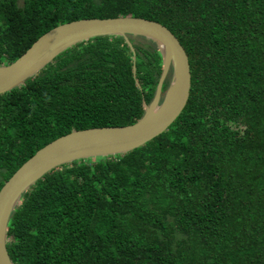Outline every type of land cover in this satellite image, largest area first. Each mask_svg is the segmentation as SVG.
Here are the masks:
<instances>
[{
    "label": "trees",
    "instance_id": "obj_1",
    "mask_svg": "<svg viewBox=\"0 0 264 264\" xmlns=\"http://www.w3.org/2000/svg\"><path fill=\"white\" fill-rule=\"evenodd\" d=\"M121 16L179 39L187 104L145 144L37 180L8 221L12 263L264 264V0H0V65L58 25ZM127 39L79 42L0 94V189L49 142L142 117L163 56L150 38Z\"/></svg>",
    "mask_w": 264,
    "mask_h": 264
},
{
    "label": "water",
    "instance_id": "obj_2",
    "mask_svg": "<svg viewBox=\"0 0 264 264\" xmlns=\"http://www.w3.org/2000/svg\"><path fill=\"white\" fill-rule=\"evenodd\" d=\"M127 34L154 40L163 56V70L153 100L135 123L73 130L37 150L13 173L0 189V264H13L6 247L8 221L21 196L37 180L64 163L124 153L145 144L176 120L191 89L189 58L179 39L160 22L142 17L83 18L63 23L41 35L15 61L0 65L3 94L23 85L60 52L79 42L107 35H120L128 41ZM170 70L171 82L162 95Z\"/></svg>",
    "mask_w": 264,
    "mask_h": 264
},
{
    "label": "rangeland",
    "instance_id": "obj_3",
    "mask_svg": "<svg viewBox=\"0 0 264 264\" xmlns=\"http://www.w3.org/2000/svg\"><path fill=\"white\" fill-rule=\"evenodd\" d=\"M4 64H6V63H4ZM19 203H20V201H19ZM16 208H19V204L16 206ZM8 240V238H6V241Z\"/></svg>",
    "mask_w": 264,
    "mask_h": 264
}]
</instances>
